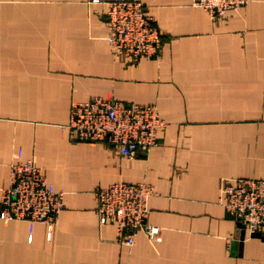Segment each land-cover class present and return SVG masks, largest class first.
<instances>
[{"label":"crops","instance_id":"crops-1","mask_svg":"<svg viewBox=\"0 0 264 264\" xmlns=\"http://www.w3.org/2000/svg\"><path fill=\"white\" fill-rule=\"evenodd\" d=\"M141 1L162 50L125 63L99 0H0V188L21 153L65 192L50 231L0 219V264H264V239L219 202L223 178H264V0L218 19L191 0ZM92 96L155 104L159 145L124 158L62 128ZM122 180L154 186L159 241L139 231L126 245L99 224L93 189Z\"/></svg>","mask_w":264,"mask_h":264},{"label":"built area","instance_id":"built-area-1","mask_svg":"<svg viewBox=\"0 0 264 264\" xmlns=\"http://www.w3.org/2000/svg\"><path fill=\"white\" fill-rule=\"evenodd\" d=\"M105 21V41L125 63L156 58L162 50L161 32L141 0H99ZM247 0H191L212 19L225 17ZM167 126L155 104L128 103L111 96H92L71 103L62 128L89 143H104L124 158H135L159 145ZM154 186L145 181H116L96 186L95 214L99 224H112L117 240L132 245L139 231L152 241L161 239L160 227L147 221L148 200ZM65 192L56 189L33 159L18 153L10 164L9 184L0 188V219L46 224L51 230L64 208ZM219 202L242 224L247 235H264V178H223Z\"/></svg>","mask_w":264,"mask_h":264},{"label":"water","instance_id":"water-1","mask_svg":"<svg viewBox=\"0 0 264 264\" xmlns=\"http://www.w3.org/2000/svg\"><path fill=\"white\" fill-rule=\"evenodd\" d=\"M241 233L243 234V231ZM251 236L261 237L262 239H264V235H260L259 233H254Z\"/></svg>","mask_w":264,"mask_h":264}]
</instances>
